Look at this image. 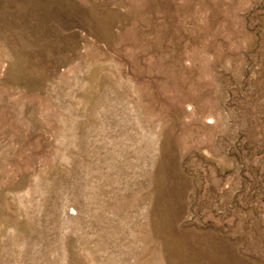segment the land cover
Segmentation results:
<instances>
[{
	"label": "rangeland",
	"instance_id": "1",
	"mask_svg": "<svg viewBox=\"0 0 264 264\" xmlns=\"http://www.w3.org/2000/svg\"><path fill=\"white\" fill-rule=\"evenodd\" d=\"M0 264H264V0H0Z\"/></svg>",
	"mask_w": 264,
	"mask_h": 264
}]
</instances>
